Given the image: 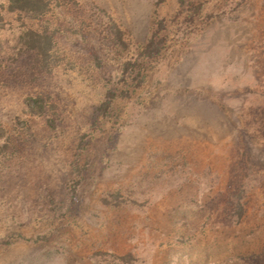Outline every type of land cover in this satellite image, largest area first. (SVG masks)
Returning <instances> with one entry per match:
<instances>
[{
	"label": "rangeland",
	"instance_id": "obj_1",
	"mask_svg": "<svg viewBox=\"0 0 264 264\" xmlns=\"http://www.w3.org/2000/svg\"><path fill=\"white\" fill-rule=\"evenodd\" d=\"M45 4L0 0V264H264V0Z\"/></svg>",
	"mask_w": 264,
	"mask_h": 264
},
{
	"label": "trees",
	"instance_id": "obj_2",
	"mask_svg": "<svg viewBox=\"0 0 264 264\" xmlns=\"http://www.w3.org/2000/svg\"><path fill=\"white\" fill-rule=\"evenodd\" d=\"M166 0H159V4H162ZM182 4H186L187 0H179ZM10 6H12L13 9L15 10H22V11H27V12H32V13H38L42 12L44 10L46 4L44 5V0H9ZM203 5L198 4V5H193V9L196 14H199L200 11L202 10ZM163 24V23H162ZM161 24V25H162ZM159 38V29L155 30L151 37L149 38L147 44L145 45L143 51L141 52L139 58L133 63V74H134V79H139L140 76L142 75V66L144 62L147 59L154 58L158 56L161 52V43L163 40L159 41L157 40ZM113 92V93H112ZM112 94L109 95V98L102 104V110L107 112L109 109L111 102L113 101L114 98H116L115 91L112 90ZM106 114V113H105ZM82 179L80 178L79 181L75 182V184L70 188V192L73 198L79 197L80 195V186H81V181Z\"/></svg>",
	"mask_w": 264,
	"mask_h": 264
}]
</instances>
